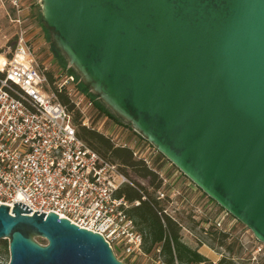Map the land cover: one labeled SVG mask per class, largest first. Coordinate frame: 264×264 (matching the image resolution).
Wrapping results in <instances>:
<instances>
[{
  "label": "water",
  "instance_id": "obj_1",
  "mask_svg": "<svg viewBox=\"0 0 264 264\" xmlns=\"http://www.w3.org/2000/svg\"><path fill=\"white\" fill-rule=\"evenodd\" d=\"M41 1L91 91L264 243V0ZM14 204L7 264H126L102 234Z\"/></svg>",
  "mask_w": 264,
  "mask_h": 264
},
{
  "label": "built area",
  "instance_id": "obj_2",
  "mask_svg": "<svg viewBox=\"0 0 264 264\" xmlns=\"http://www.w3.org/2000/svg\"><path fill=\"white\" fill-rule=\"evenodd\" d=\"M10 2L7 17L13 34L2 36L0 51L6 60L0 66V204L12 210L14 203L23 202L33 210L30 214L54 212L102 234L112 248L118 245L129 254L141 251L143 235L129 213L141 201L118 195L124 185L135 183L118 163L79 136L73 114L59 93L71 98L88 127L92 125L85 111L96 108L94 100L68 69L58 76L39 61L25 28L22 0ZM104 115L101 131L115 145L130 147L136 158L166 180L158 170L160 151L134 129ZM174 195L161 188L157 198L173 202ZM212 209L203 213L206 223L220 232H231L233 223L226 222L230 213L224 208L212 213ZM160 264L167 263L160 260Z\"/></svg>",
  "mask_w": 264,
  "mask_h": 264
},
{
  "label": "rangeland",
  "instance_id": "obj_3",
  "mask_svg": "<svg viewBox=\"0 0 264 264\" xmlns=\"http://www.w3.org/2000/svg\"><path fill=\"white\" fill-rule=\"evenodd\" d=\"M21 4L27 35L37 52L39 61L44 62L52 74L60 76L66 68H69V64L65 56L53 45L51 34L42 22V1L22 0ZM4 14V11H0V21L4 20ZM7 26L9 25L7 24ZM6 33L11 36L13 34L12 27ZM3 35L0 32V51L1 45L4 43L3 37H1ZM82 88L85 89L86 87L82 86ZM97 102L102 105L99 98H97ZM109 111L111 114L114 113L111 110ZM85 115L89 118L93 127L103 130L102 124L105 117L103 113L93 106L86 108ZM116 121L123 124L124 127H129V130H133L129 123L117 115ZM159 161L158 170L166 178L164 180L158 174V179L161 180L159 188L152 185L150 177L144 178L132 171H130L129 177L134 183L145 186L155 198L161 188L168 194H175L173 202L162 199L160 204L179 223L181 238L185 244L193 249H198L208 259L207 263L216 264L222 257H227L236 264H264V243L256 238L251 229L230 214L227 216L226 222L233 223L232 230L228 233V239H224V242L221 243L220 236H215V226L206 223L207 219L203 213L209 208H213L212 213L215 210L221 211L223 207L209 197L163 154ZM212 217H215V213L212 214ZM137 228L143 235L141 251L129 254L123 247L114 245L115 255L126 264H160V260L168 264L167 256L162 254L160 249L154 248L151 252L146 251V247L150 245L151 240L150 238L146 239L147 233L145 230H142L139 225H137ZM35 239L42 244L47 243V240L42 237L37 236ZM9 261V240L0 239V264H7ZM175 264L181 263L176 261ZM183 264L190 263L185 262Z\"/></svg>",
  "mask_w": 264,
  "mask_h": 264
},
{
  "label": "trees",
  "instance_id": "obj_4",
  "mask_svg": "<svg viewBox=\"0 0 264 264\" xmlns=\"http://www.w3.org/2000/svg\"><path fill=\"white\" fill-rule=\"evenodd\" d=\"M43 24L45 25V23ZM45 27L51 34V31L46 25ZM52 43L55 48L64 55L53 40ZM66 69L80 79V89L92 97L96 108L101 113L116 119V114L113 113V115L110 113L109 110L111 109L97 94L91 91L90 87L81 79L79 73L73 67ZM2 77L3 74L0 72V78ZM82 86L86 88L83 89ZM97 98H99L102 105L98 104ZM59 99L73 114L74 123L77 127L79 136L86 141L91 148L109 161L118 163L121 170L128 176L130 175V171H132L134 174L141 177H150L151 183L155 188L161 186V180L158 179V174L154 172L144 160L136 158L130 147L117 146L103 131L92 126L88 127L84 125L80 112L75 110V105L67 94L59 93ZM118 195L125 196L129 201H141L139 205H134L129 210V213L136 220L137 225H139L142 230L146 231V239L150 238L151 240L150 245L146 247L147 252H151L154 248L160 249V252L167 256L168 264H175L176 261H179L181 264L185 262L190 264H201L203 262L205 264H211L209 262L207 263L208 259L201 254L198 249H193L182 241L179 223L164 212V208L160 204L161 199L153 197L145 186L139 183H135V185L126 184L120 189ZM144 196L145 198H143ZM215 236H220L219 239L221 243L224 242V239H228V233L218 230H216ZM6 247L8 248V245ZM216 264L236 263L227 257H222Z\"/></svg>",
  "mask_w": 264,
  "mask_h": 264
},
{
  "label": "crops",
  "instance_id": "obj_5",
  "mask_svg": "<svg viewBox=\"0 0 264 264\" xmlns=\"http://www.w3.org/2000/svg\"><path fill=\"white\" fill-rule=\"evenodd\" d=\"M10 9H12L10 0H5V1L0 0V11H4V13H5L4 14V20L0 21V32H1V34H5L12 27L10 25V23L8 21V17H7V10H10ZM2 24H4L3 27H2ZM7 24L9 26H7Z\"/></svg>",
  "mask_w": 264,
  "mask_h": 264
},
{
  "label": "bare ground",
  "instance_id": "obj_6",
  "mask_svg": "<svg viewBox=\"0 0 264 264\" xmlns=\"http://www.w3.org/2000/svg\"><path fill=\"white\" fill-rule=\"evenodd\" d=\"M6 62L5 58L0 55V66H3V64Z\"/></svg>",
  "mask_w": 264,
  "mask_h": 264
}]
</instances>
